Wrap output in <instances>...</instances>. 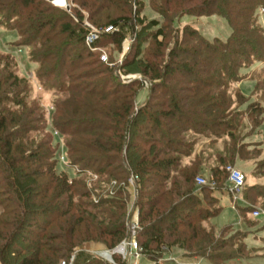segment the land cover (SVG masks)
<instances>
[{
    "label": "trees",
    "instance_id": "trees-1",
    "mask_svg": "<svg viewBox=\"0 0 264 264\" xmlns=\"http://www.w3.org/2000/svg\"><path fill=\"white\" fill-rule=\"evenodd\" d=\"M78 1L98 24L103 12L132 7V17L108 19L99 26L119 29L103 34L94 47L112 44L121 50L131 32L133 43L120 68L129 74V66L139 64L143 80L125 83L116 68L102 63L86 44L80 9L70 12L49 0H0V24L17 32L18 45L31 48L29 58L39 66L38 78L67 96L56 104L53 125L67 137L70 163L81 173L90 170L107 182L117 180L120 187L114 195L94 200L86 179H70L57 171L52 136L38 141L34 135L47 131L44 114L36 104L28 107L29 88L22 85L26 79L6 64L0 71V263H69L75 248L90 240L114 248L127 237L124 195L132 174L137 177L138 239L155 264H163L165 249L175 246L186 256L214 264L250 258L253 249L245 242L246 232L226 237L225 230L209 224L223 209L214 192H222L229 157L220 155L211 169L219 190L199 187L196 178L206 173L204 157L192 158L198 138L190 136L230 137L232 156L250 150L245 141L237 143L235 134L246 97L236 92V101L229 89L244 79V67L264 61V30L257 23L264 0H204L189 7L180 15L221 16L231 34L226 40H210L187 25L172 47L167 39L178 16H170L164 7L158 9L163 21H147L144 0ZM151 27L157 30L144 53L148 39L143 34ZM144 80L152 84L150 93L137 107ZM263 109L259 101L249 105V113ZM261 186L264 189L257 183L249 187L263 196ZM239 209L244 215L249 212L248 206ZM72 264L107 263L81 250Z\"/></svg>",
    "mask_w": 264,
    "mask_h": 264
},
{
    "label": "rangeland",
    "instance_id": "rangeland-1",
    "mask_svg": "<svg viewBox=\"0 0 264 264\" xmlns=\"http://www.w3.org/2000/svg\"><path fill=\"white\" fill-rule=\"evenodd\" d=\"M170 1L172 2L169 6L164 4L166 0H144L146 4L144 17H146L147 21H151L154 19L163 21L161 15L158 12V9L160 7L168 9V13L170 16H178L174 22L175 27L173 31H171V33L169 32L170 35L167 39L170 47L174 45L176 38L182 36L183 30L187 25L199 29V31L210 40H213L215 38L226 40L231 34L232 29L228 21L221 16H195L188 14L180 15L183 12H187V9L191 6L197 7L198 5H201L202 1L204 0ZM54 3L56 6H59L62 9H66L70 12H73V9H80L82 14L84 15V23L97 28H100V25H105L108 19L133 16L132 7H130V5L128 7H123L122 10H118L113 7L112 9L103 12V15L99 16L102 22L100 21L101 23L98 24L92 20H89L91 10L88 7L86 9L83 8L78 0L77 2H74V0H68V5H66V7L60 6L56 2ZM178 5L180 7H178ZM175 11L177 12L176 14H174ZM99 17L97 18L100 19ZM257 23L258 25L262 26L264 30V11L262 9H259L257 12ZM137 29H140V27H138ZM156 30L157 28L151 27L144 31L143 35L148 39L147 43H145V45L143 46L144 53L150 49V44L153 43L152 35ZM130 37H132L131 32L128 34L126 39H129ZM160 39L162 38L160 37ZM18 40L19 38L16 31L9 30L0 24V71L3 73L2 70L6 69V64L10 63L9 69L20 78L26 79V82L22 83V85L25 84L29 88V93L26 100L29 103L28 107L34 106L35 104L38 105V113H43L44 121L47 122V131H44L43 133L38 132L34 135L37 136L38 141L45 135L50 134L52 136V143L54 148H56V157L58 161L57 171L60 173H67L70 179H86L88 188L93 192L94 200L100 199L106 193H108L109 195H114L115 191H118L120 187V182L118 183L117 180L107 182V178L100 177L90 170H86L81 173V169L79 166L72 165L70 163L66 146L67 137L56 130L53 125L54 118L57 115L56 104L65 101L67 96L65 94L59 93L54 88H52L50 83H46L44 80H40L38 78L37 71L39 66L37 63L32 62L29 58L31 48L18 45ZM132 43L130 47L132 46ZM128 44V40H125L123 42L121 50H119L115 45L112 44H106L103 47L104 52L102 53L99 50H95L97 51L96 55L99 54L100 57L101 54H105L108 56V62L103 61L102 63L116 68L117 75H119L120 79L125 83H128L126 81V76L130 77L131 79L134 78L132 81L137 80V78L135 77L142 78V74L139 71V64L130 65L129 69L131 72L129 74H125L124 70L120 68L124 61V58L130 51V49L126 50ZM241 72L242 75H244V79L240 82L235 83L234 86H231L229 89V92L232 93L236 101H238L236 92L240 91L246 97L244 98L245 101L243 102V104L239 106L240 110L244 114V118H241L237 122V130L235 132L237 143L240 144V141L243 140L246 143H258L260 144V146L256 145V148L251 147L249 148L250 150H247L246 148L245 151H238V154L236 152L234 153V156H232L233 142L230 137H222L220 140L215 141L210 137L191 135L190 139L194 137L198 138L196 140L197 142L195 147V154L192 156V158H195V155L197 154L204 157V165L208 168V171H205L206 173L204 174L207 177L212 175V172L209 169H212L216 164H218L219 156L224 154L228 155L229 157L227 158L228 160L225 166L235 165L245 173L247 177V185L245 186L241 195L244 201L239 200L238 203L235 204L230 194L224 192L223 190L222 192L215 191L214 194L219 197L220 205L223 207V209L219 215H217L210 221L209 224H215L219 230H225L226 232L223 233L226 235V237L235 234V232L239 230L246 232L247 238L245 239V242L247 243L249 248L253 249L251 251L250 258L228 260L223 264H264V215L254 217L252 214L253 211L257 208H261L264 210V195L260 196L257 192L253 191L249 187L250 185L256 183L259 185H264V109L258 111L262 114L263 121H260L261 119L258 112L249 113L250 103H253L254 101L257 102V99L264 105V61L254 62L250 66L244 67ZM123 76H125V79ZM138 80H140V78ZM149 88H151V86H149ZM149 88H147V86L144 84V88L140 91L137 98V107L146 102L150 93ZM256 117H259L257 122L252 120ZM260 122L261 124H259ZM257 124L259 125L257 126ZM251 146H255V144ZM257 147L260 150H258ZM230 152L232 153L230 154ZM227 177L228 175L227 173H225L224 180H227ZM121 184L123 185L124 183L121 182ZM136 188V182L129 183V185L127 186L128 190L125 191L124 197L127 199L128 220L130 219V217L139 218V208L137 207L138 188L137 190ZM260 190H263L264 192L262 186L260 187ZM247 206L249 207V212L244 215L240 212L239 208ZM128 233L129 230H127V235ZM138 238L139 237L137 236V241H139ZM121 242L118 243L114 248L108 247L105 242L101 240L81 242V244L73 251L71 259L73 255H75L78 251L85 250L93 254L95 257H98L103 262L109 264V261L105 258L103 259L102 255H104L105 253H113L114 255V251L118 250ZM164 253L165 256L160 260V262L163 264H174L176 262L214 264L210 260L202 258L200 256H186L185 251L176 246L172 247L171 249H165ZM115 257L119 258L116 254L114 255V258ZM117 258L116 260L119 262L120 260H118ZM130 264L155 263L145 254H143L142 258L137 261L132 260Z\"/></svg>",
    "mask_w": 264,
    "mask_h": 264
},
{
    "label": "built area",
    "instance_id": "built-area-1",
    "mask_svg": "<svg viewBox=\"0 0 264 264\" xmlns=\"http://www.w3.org/2000/svg\"><path fill=\"white\" fill-rule=\"evenodd\" d=\"M83 24L87 29L86 44L92 50H99V51H101V53L104 52L103 48L94 47L96 41L103 34H111L114 31L119 29V27H113L111 25H109L108 27H104V28H97V27L91 26L87 23H83ZM126 40H128V43H129L127 45V48H126V50H128V49H130V45L133 42V38L130 37L129 39H126ZM101 59L104 62H108V56L105 54H103V55L101 54ZM123 77L125 79V76H123ZM126 77H127V79H126L127 82H131L134 79V78L131 79L128 76H126ZM135 78H137V79L140 78V80H143L141 77H135ZM144 84L147 87L152 85L147 80H144ZM224 168H225V171H226L228 177H227L226 183H225L224 187L222 188V190L232 196L235 204H237L239 200L244 201L243 198L241 197L243 190L245 188V185H246V176H245L244 172L241 169H239L238 167H236L235 165H228V166H225ZM136 179H137V177L132 174L130 179H129V182L135 183ZM196 183L199 187L208 186L212 190H219L218 182L216 181V179L213 175H210L209 177H207L205 174H201L196 178ZM136 190H137V188H136ZM138 214H139V212H138ZM252 214L254 217H259L261 215H264V210L261 208L260 209L257 208L253 211ZM128 230H129V233H128L127 237H125L123 239L118 250L114 251L115 252L114 255L116 254L123 264H130L132 262V260L137 261L140 258H142L143 254H144L143 247L141 246L139 241H137L138 232L140 230V222H139L138 217H130V219L128 220ZM114 255H113V253L112 254L105 253L102 256H103V259L105 258L109 261V264H119V262L116 260V258H114ZM74 259H75V255H73V257L69 263L66 261H63L61 264H72Z\"/></svg>",
    "mask_w": 264,
    "mask_h": 264
},
{
    "label": "crops",
    "instance_id": "crops-1",
    "mask_svg": "<svg viewBox=\"0 0 264 264\" xmlns=\"http://www.w3.org/2000/svg\"><path fill=\"white\" fill-rule=\"evenodd\" d=\"M257 84H258V82H257ZM257 84H256V86H257ZM147 88H149V87H147ZM149 90H150V88H149ZM255 91H256V90H255ZM257 101H258V99H257ZM263 122H264V121H263ZM216 140H220V139H216ZM216 140H215V141H216ZM247 144L250 145V147H256V145L260 146V144H258V143H250V142H247ZM253 144H255V146H251V145H253ZM260 148H261V147H260ZM216 165H217V164H216ZM216 165H215V166H216ZM203 169H204V171H208V168H207L205 165H204V168H203ZM209 170L211 171V169H209Z\"/></svg>",
    "mask_w": 264,
    "mask_h": 264
},
{
    "label": "bare ground",
    "instance_id": "bare-ground-1",
    "mask_svg": "<svg viewBox=\"0 0 264 264\" xmlns=\"http://www.w3.org/2000/svg\"><path fill=\"white\" fill-rule=\"evenodd\" d=\"M55 2L60 6H65L68 4V0H55ZM54 3V2H53Z\"/></svg>",
    "mask_w": 264,
    "mask_h": 264
},
{
    "label": "water",
    "instance_id": "water-1",
    "mask_svg": "<svg viewBox=\"0 0 264 264\" xmlns=\"http://www.w3.org/2000/svg\"><path fill=\"white\" fill-rule=\"evenodd\" d=\"M49 1L52 2V3L55 2V0H49ZM67 5H68V4H67Z\"/></svg>",
    "mask_w": 264,
    "mask_h": 264
}]
</instances>
